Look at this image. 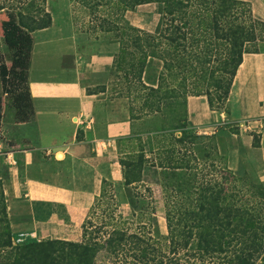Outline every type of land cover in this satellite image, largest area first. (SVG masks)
I'll use <instances>...</instances> for the list:
<instances>
[{"label":"trees","instance_id":"1","mask_svg":"<svg viewBox=\"0 0 264 264\" xmlns=\"http://www.w3.org/2000/svg\"><path fill=\"white\" fill-rule=\"evenodd\" d=\"M36 3L30 0L29 6ZM145 4L157 5L153 31L132 26L125 17ZM24 5L4 12L1 30L6 46L15 50L16 76L27 82L30 34L49 27L50 19L38 22L21 10ZM76 11L93 24L86 33L118 45L109 72L116 97L130 102L132 125L131 136L116 140L123 185L135 188L148 165L161 170L165 243L155 225L149 187L128 196L130 216L119 227L115 222L106 223L111 229L89 222L94 228L88 232L87 222L80 242H18L0 180V264H255L264 256V214L248 205L249 199L236 204V181L243 183L245 173L229 167L231 154L221 156L218 137L193 133L180 121L186 116L187 72L203 74L210 110L221 108L243 55L264 52V22L243 0H76L72 13ZM23 96L31 109L27 85ZM255 137L252 147H258ZM121 146L133 150L122 152ZM217 169L222 180L208 174ZM253 185L264 192L261 182ZM106 187L113 188L103 181L96 204L108 194ZM107 197L112 201L113 195ZM108 216L116 219L112 211ZM100 254H105L102 260Z\"/></svg>","mask_w":264,"mask_h":264},{"label":"crops","instance_id":"2","mask_svg":"<svg viewBox=\"0 0 264 264\" xmlns=\"http://www.w3.org/2000/svg\"><path fill=\"white\" fill-rule=\"evenodd\" d=\"M257 19L264 22V16ZM40 37L32 47L26 82L34 135L27 148L1 154L10 165L8 183L2 186L13 235L68 240L73 227L79 232L102 182L120 185L116 140L131 136L132 125L122 101L105 105L104 94L88 93L82 79L84 65L107 70L113 53L78 42L71 33L55 40ZM186 103L182 128L201 126L213 133L224 123H235L239 148L229 134L230 154L240 152L242 143L264 162V52L243 55L226 101V120L210 110L203 94ZM253 134L258 147H252Z\"/></svg>","mask_w":264,"mask_h":264},{"label":"rangeland","instance_id":"3","mask_svg":"<svg viewBox=\"0 0 264 264\" xmlns=\"http://www.w3.org/2000/svg\"><path fill=\"white\" fill-rule=\"evenodd\" d=\"M248 2L251 5L254 16L257 18H262L264 16V0H243ZM21 2H25V5L21 10L25 12L27 15L34 16L38 22H46L50 19V26L45 31L37 30L32 32V47L34 43L40 40V35H45L48 38H44V40H55L61 35H68V33L72 34L76 41H87V43L94 44L96 46L102 47L101 50H105V52L116 53L118 51V45L112 44L108 42L107 38L101 36L98 38H94L93 33H86V28L90 26L93 27V24L88 23L89 18L84 17L82 13L76 11L72 13V5L76 2V0H36V4L34 6L30 5V0H0V7H3L0 10V98H1V112H0V180L3 183H8L9 180V167L10 165L5 163L4 157L1 155L3 153H12L17 150H23L28 147L30 144L31 138H33V125H32V113L30 109V103L28 99H26L23 94L25 92L26 82L22 81L20 77H17L19 68L14 67L15 63V50L10 49L6 46L2 36L1 30V22L6 19L5 11L8 8H14L16 4H20ZM4 4V5H3ZM12 5V7H10ZM29 6V7H28ZM126 19L132 26H135L141 30L145 31H153L157 21V5L156 4H145L136 7L133 11L127 12L125 14ZM264 49V44L261 45ZM32 51V48H31ZM100 53V49L98 48L95 51V54ZM31 56V53H30ZM64 64H66V60L63 59ZM30 63V60H29ZM29 68V67H28ZM84 70H82V79L86 84L88 93H102L104 96V104L106 105L109 101L120 100L122 101V105H125L129 108L130 111V102L126 98H117L114 92L116 88L113 81V75H110L109 69L104 70L101 67L94 66V64L84 65ZM28 73V70L25 73ZM5 76V80L3 79ZM203 74L197 70H189L186 74V102L190 97L200 96V93L204 94L206 92V83L202 81ZM27 78V76H26ZM207 78V77H206ZM123 81V80H122ZM187 105V103H186ZM226 102L221 106V108H217L212 111H220L223 113L224 120H226V115L228 114V109L225 106ZM113 107L119 106L116 103L112 104ZM187 114V108H186ZM144 125V124H143ZM187 125L185 124V127ZM221 127L217 130L214 129L213 133L211 129H203L199 126L198 130L194 131L191 128H185L193 133L198 135H214L216 136V142L218 145L219 152L221 156L225 153L229 152L228 140L227 137L229 134L233 135L232 139L236 140V148H239L238 139L236 136L234 137L233 133H238V128L235 123H224L220 125ZM146 125L138 128L143 129ZM137 128V125L135 126ZM255 134H253L254 136ZM254 139L252 140L253 143ZM255 141L258 142V137H255ZM241 142V141H240ZM121 151L133 150L131 146H121ZM240 152L235 150L233 152L235 155H230V168H236L242 170L245 175L241 178L243 179V183L240 181H236V204L239 203V200L249 199L248 205L257 206V212L262 216L264 214V192L256 189L257 181L262 183L264 190V162L258 159V157L253 153V150L246 148L241 143ZM123 156V155H121ZM6 158V156H5ZM12 158V157H11ZM119 159V155H118ZM216 161L218 159H215ZM221 166V165H220ZM219 169L216 171H212L208 174H213L216 179L222 180L219 173ZM206 176H204V179ZM228 182L230 180H227ZM135 188L129 190L124 187L123 180L121 181L119 186L106 187V191L108 194L102 201H99L98 204L93 202L94 205L93 210L90 209L86 212L85 217L79 226H77L78 233L73 232L75 229L72 228V232L67 237L68 240H62L67 242H80L82 239L83 224H87L88 222V232H90L94 227L90 226L91 222L94 226H104V228L111 229V225H106L108 222H115L113 224L121 226L122 220L124 218H129L130 216V205L128 203V196L131 197L135 193H142L146 187H149L151 190V200L153 202L155 211H154V219L155 225L159 232L160 241L165 243V238L167 236V226L165 220V207L164 200L165 197L162 193L161 186V170L155 166L148 165L143 168L142 172V182L139 184L133 185ZM209 188L208 184L206 185ZM108 195H113L112 201L108 200ZM146 195V192H145ZM99 196V195H98ZM97 196V197H98ZM96 198V197H95ZM95 200V199H94ZM238 201V202H237ZM112 211V215L116 217V219L111 220L109 213ZM90 216V217H89ZM89 217V218H87ZM117 220V221H116ZM128 220V224L131 223ZM73 234V235H71ZM14 237L19 240L18 242H28L31 240L40 241L31 236H23L14 234ZM77 241H74L76 240ZM17 242L16 240L14 241ZM239 245L236 243V251ZM232 248V246H231ZM264 253V252H263ZM105 254H100L101 260L103 259ZM103 256V257H102ZM230 256V254H229ZM263 254L259 256V259L256 260L255 264H264Z\"/></svg>","mask_w":264,"mask_h":264}]
</instances>
